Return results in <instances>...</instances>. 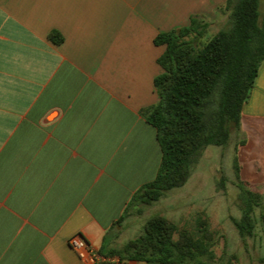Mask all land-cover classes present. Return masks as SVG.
<instances>
[{"label":"crops","instance_id":"0c3cea01","mask_svg":"<svg viewBox=\"0 0 264 264\" xmlns=\"http://www.w3.org/2000/svg\"><path fill=\"white\" fill-rule=\"evenodd\" d=\"M220 4L0 0V264H83L77 234L103 264H159L110 255L133 240L137 213L125 214L162 162L142 115L159 102L155 39L193 16L218 23ZM239 132L261 165V180L246 182L264 194V61Z\"/></svg>","mask_w":264,"mask_h":264},{"label":"trees","instance_id":"16d2710c","mask_svg":"<svg viewBox=\"0 0 264 264\" xmlns=\"http://www.w3.org/2000/svg\"><path fill=\"white\" fill-rule=\"evenodd\" d=\"M262 1L227 0L230 27L207 43L203 40L209 23L201 16H193L190 25L179 32L161 33L155 39L157 46H165L158 60L162 73L155 79L159 102L142 115L156 128L163 157L157 177L135 194L124 218L133 211L141 214L144 207L183 187L206 148H227L233 134L240 131L243 107L264 61ZM49 39L55 44L63 42L59 32ZM235 168L238 174L237 158ZM238 187L243 190L242 217L232 220L245 241L256 235L255 212L261 196L251 192L246 181H239ZM261 219L264 224V213ZM218 244L205 217L191 231L155 215L145 222L143 235L110 255L159 264H235L238 257L229 254L226 246L217 256ZM260 262L264 264V256Z\"/></svg>","mask_w":264,"mask_h":264},{"label":"rangeland","instance_id":"374dc122","mask_svg":"<svg viewBox=\"0 0 264 264\" xmlns=\"http://www.w3.org/2000/svg\"><path fill=\"white\" fill-rule=\"evenodd\" d=\"M212 1L205 0L209 4H212ZM214 1L221 3L214 11L219 22L215 23L210 18H205L209 27L203 43H207L219 31L230 27L228 17L231 11L227 9V0ZM262 10L264 11V0ZM242 137L243 134L238 131L233 134L227 148L217 146L206 148L183 187L166 193L159 202L144 207L141 214L130 215L129 218L134 223L129 236L136 239L143 235L145 222L155 215L163 216L180 228L191 231L197 228V221L202 216L208 219L210 229L219 239V244L215 248L217 256L222 255L226 246L229 254L237 255L238 260L235 264H262L260 259L264 256V224L261 214L264 213V194H261L257 185L249 188L251 192L261 196L260 206L255 212L257 219L255 237L244 241L232 220L242 217L240 206L241 202L244 205V201L240 196L243 190L238 187L239 181L255 184L262 178L259 171L261 169L259 154L255 156L248 154L239 144ZM236 158L241 166L238 174L235 168Z\"/></svg>","mask_w":264,"mask_h":264},{"label":"built area","instance_id":"2783aa9c","mask_svg":"<svg viewBox=\"0 0 264 264\" xmlns=\"http://www.w3.org/2000/svg\"><path fill=\"white\" fill-rule=\"evenodd\" d=\"M69 243L83 264L106 263L107 260L100 255L99 251L87 240L84 235L77 234L71 238Z\"/></svg>","mask_w":264,"mask_h":264}]
</instances>
